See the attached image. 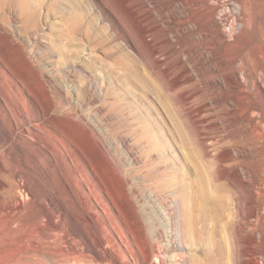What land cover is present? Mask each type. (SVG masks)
Listing matches in <instances>:
<instances>
[{
	"label": "rangeland",
	"instance_id": "1",
	"mask_svg": "<svg viewBox=\"0 0 264 264\" xmlns=\"http://www.w3.org/2000/svg\"><path fill=\"white\" fill-rule=\"evenodd\" d=\"M14 1L24 3L26 12L21 13ZM186 1L191 2L135 0L146 11L150 38L157 39L160 45L156 54L159 59L142 41L136 24L118 0H6L0 9V163L19 172L16 183L29 185L38 192L45 187L52 196L59 194L62 200L57 198L56 203L63 210L69 205L78 218L84 216L73 191L61 184L57 169L52 166L53 155L23 133L15 142H4L3 135L13 124L9 112L22 110L25 101L30 112L22 110L24 115L48 117L50 123L46 128L63 136L79 157L77 166L66 156L65 162L74 174L81 171L87 181V177L91 180L90 184L76 179L74 184L79 196L87 195L83 204L90 207V215L99 224L118 222L130 235L142 231L147 239L159 243L165 264H186L190 254L202 257L203 250L212 248L211 235L219 241L227 236L222 221L211 219L205 229L197 225L201 244H196L191 236L190 244H184L186 248L182 249V240L171 236L172 232L177 233L182 200L186 199L187 206L193 209L202 190L212 197L229 195L219 178L222 170L212 169L202 158L201 145L205 143L212 153L209 139L213 135L225 137L229 128L221 110L224 102L233 109V103L227 99L236 96L233 91L213 89L216 83L208 79L214 76L215 69L212 77L208 78L206 72L205 78H200L193 62L185 55L183 59L175 55V48L180 46L174 33L177 17L196 12ZM241 1L244 0H217L215 11L226 7L228 17L236 15L239 19ZM71 19L80 21L79 32H70ZM167 38L175 44L168 45ZM218 51L214 45L212 65L219 60ZM183 61L187 62L184 68L191 79L185 89H178L173 79ZM244 73L247 74L246 70ZM246 77L252 80V76ZM262 80L260 71L261 85ZM194 88L200 93L199 99L184 106L185 95ZM46 94L53 101L60 99L62 105L48 111ZM71 107L76 120L67 118ZM200 108L202 112L198 114ZM192 109L203 121L199 126L191 121ZM33 123L26 119L23 126L32 129ZM200 126L204 140L198 137ZM38 133L41 141L45 133ZM7 148L11 150L10 156L5 153ZM37 155L41 156L40 161ZM122 178L128 180L126 188L121 184ZM89 188L96 193L95 198ZM215 204L214 200L208 202L210 206ZM28 207H32L30 202ZM126 255L132 264L133 260ZM23 264L42 261L27 258Z\"/></svg>",
	"mask_w": 264,
	"mask_h": 264
},
{
	"label": "bare ground",
	"instance_id": "2",
	"mask_svg": "<svg viewBox=\"0 0 264 264\" xmlns=\"http://www.w3.org/2000/svg\"><path fill=\"white\" fill-rule=\"evenodd\" d=\"M5 1L0 0V9ZM118 1L136 24L142 41L155 59H159L156 54L159 53L160 45L157 39L150 38L151 26L145 23L144 7L135 0ZM190 1L186 2L196 12L184 18L177 17L174 33L180 46L179 49L175 48V55L179 59L185 55L193 62L194 71L200 78L206 72L208 78L212 77V70L215 69L214 76L208 79L216 83L213 84V89L229 93L233 91L236 95L234 99H227L233 103V109L224 102L221 110L226 116V119L223 118L226 120V128H229L225 137L217 138L213 135L209 139L212 153L205 143L201 145L202 158H206L212 169L222 170L219 178L224 181L222 185L228 189L229 195L212 197L206 190H202L200 201L193 207L195 212L192 207L187 206L186 199L182 200L177 233L172 232L171 236L182 240V249L190 244L191 236L196 244H201V231L197 225L205 229L208 219L222 221L227 233L224 240L219 241L215 235H211L209 241L211 240L212 248L203 250L202 257L190 254L186 264H264V80L262 85L259 82L260 71L264 78V1H241L237 10L239 19L236 15L228 17L226 7L215 11L214 4L217 0ZM14 3L19 5L21 13L28 9L24 3ZM68 24L71 33L79 32L78 19H71ZM165 42L168 45L175 44L168 38ZM214 45L219 48V60L217 64L214 63L215 66L211 64ZM181 64V70L173 80L176 88L185 89L191 78L189 71L184 68L187 62L183 61ZM246 75L252 76V80ZM197 90L194 88V91L185 95L184 106L192 105L191 101L199 99L200 93ZM257 96L262 103L258 102ZM44 101L48 111L62 105L60 99L53 101L48 94ZM4 103L9 108L8 103ZM200 109L198 114L202 112ZM22 110L25 113L29 111L25 101L22 103ZM22 110L9 112L13 124L12 129L3 135L4 142H15L20 133H23L25 138L37 141L48 155H53L52 166L57 169L61 184L73 191L85 214L78 218L69 205H66V211L63 210L56 203L62 200L59 194L52 196L45 187L38 192L29 185L16 183L17 177H20L19 172L0 163V264H23V259L27 258L41 259L42 264H131L127 253L133 260L132 264H165L159 254V243L147 239L142 231L138 235L135 232L130 235L118 222L99 224L90 215V207L85 208L83 204V198L87 195L83 194L81 197L74 189L76 179L87 181L85 174L81 171L74 174L73 169L65 162L66 156L77 166L79 157L63 136L46 128L50 123L48 117L40 119L34 113L25 116ZM74 110V107L69 109L67 118L76 120L72 116ZM190 112L193 113L194 109ZM26 119L34 122L32 129L23 126ZM191 119L194 125L199 126L203 122L194 113ZM212 128L216 130L215 126ZM33 129L45 133L43 138L41 136V141L39 133ZM197 132L198 137L204 140L205 133L201 126L197 128ZM143 137L145 138L144 135ZM143 137L138 138V141L142 142ZM149 146L151 145H147ZM5 153L10 156V148ZM40 157L37 155V161H40ZM87 178V183L91 184L90 178ZM121 184L126 188L128 180L122 178ZM89 189L90 195L95 198L96 193L92 188ZM211 200L216 202L214 206L208 205ZM28 202L32 204L31 208L28 207ZM107 211L104 210L105 214H108ZM249 218H253V221ZM210 234L211 231L208 236Z\"/></svg>",
	"mask_w": 264,
	"mask_h": 264
}]
</instances>
